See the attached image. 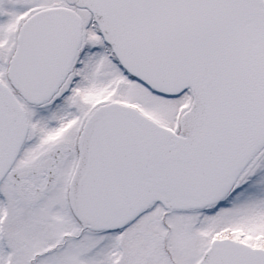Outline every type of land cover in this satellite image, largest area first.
I'll use <instances>...</instances> for the list:
<instances>
[{
	"label": "snow or ice",
	"instance_id": "snow-or-ice-1",
	"mask_svg": "<svg viewBox=\"0 0 264 264\" xmlns=\"http://www.w3.org/2000/svg\"><path fill=\"white\" fill-rule=\"evenodd\" d=\"M0 264H264V0H0Z\"/></svg>",
	"mask_w": 264,
	"mask_h": 264
}]
</instances>
